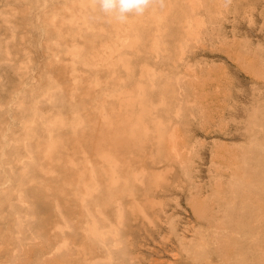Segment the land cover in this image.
Listing matches in <instances>:
<instances>
[{"label":"rangeland","instance_id":"1","mask_svg":"<svg viewBox=\"0 0 264 264\" xmlns=\"http://www.w3.org/2000/svg\"><path fill=\"white\" fill-rule=\"evenodd\" d=\"M262 213L264 0H0V264H253Z\"/></svg>","mask_w":264,"mask_h":264},{"label":"clouds","instance_id":"2","mask_svg":"<svg viewBox=\"0 0 264 264\" xmlns=\"http://www.w3.org/2000/svg\"><path fill=\"white\" fill-rule=\"evenodd\" d=\"M158 0H95L98 10L111 20L125 24L130 16H143ZM161 7L163 0H159Z\"/></svg>","mask_w":264,"mask_h":264},{"label":"bare ground","instance_id":"3","mask_svg":"<svg viewBox=\"0 0 264 264\" xmlns=\"http://www.w3.org/2000/svg\"><path fill=\"white\" fill-rule=\"evenodd\" d=\"M118 142V141H117ZM127 145V144H126ZM262 212V211H261ZM262 214H264V213H262ZM254 229L255 228H253V229H250L249 231H248V233H247V236H255V232H254ZM260 234H264V232H262V233H260ZM259 234V231L258 230H256V240H254L253 242L254 243H256V247H258V245H259V242L260 241H262V240H264V236H262V235H260ZM253 242H250V244H249V246H252V243ZM249 243V242H248ZM253 262V264H261V263H264V256H259V255H256V256H254V258H253V260H252ZM213 264V263H212Z\"/></svg>","mask_w":264,"mask_h":264}]
</instances>
